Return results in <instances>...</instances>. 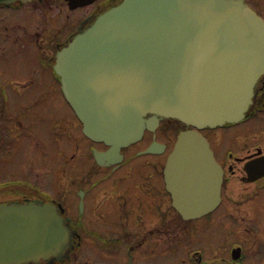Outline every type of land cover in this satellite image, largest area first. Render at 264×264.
I'll return each instance as SVG.
<instances>
[{
  "label": "flooded vegetation",
  "instance_id": "1",
  "mask_svg": "<svg viewBox=\"0 0 264 264\" xmlns=\"http://www.w3.org/2000/svg\"><path fill=\"white\" fill-rule=\"evenodd\" d=\"M77 1L0 0V206L51 204L70 236L62 257L0 264H264V74L243 119L200 131L221 172L219 201L183 216L164 167L192 127L148 115L140 141L99 163L109 147L83 134L65 100L58 52L122 0ZM46 103L59 106L50 118Z\"/></svg>",
  "mask_w": 264,
  "mask_h": 264
},
{
  "label": "water",
  "instance_id": "2",
  "mask_svg": "<svg viewBox=\"0 0 264 264\" xmlns=\"http://www.w3.org/2000/svg\"><path fill=\"white\" fill-rule=\"evenodd\" d=\"M55 71L83 133L110 147L99 163L140 140L149 114L196 129L179 134L164 175L176 209L198 216L222 182L198 130L247 111L264 74V21L243 0H122L58 52ZM69 243L54 206H0V263L62 257Z\"/></svg>",
  "mask_w": 264,
  "mask_h": 264
},
{
  "label": "rangeland",
  "instance_id": "3",
  "mask_svg": "<svg viewBox=\"0 0 264 264\" xmlns=\"http://www.w3.org/2000/svg\"><path fill=\"white\" fill-rule=\"evenodd\" d=\"M246 4L256 13L258 14L261 18H264V0H255L254 2H251L250 0H245ZM59 106H56V103H46L43 108L40 109L41 116L50 118L52 115V112L54 110L58 109ZM241 127H236V128H231L227 130H222L223 134V139L222 142L223 144L228 143L230 140V136L235 133H237ZM31 153L32 155H38L39 153L37 150L34 149V147L31 148ZM145 158H148L149 156H144ZM142 158H138L137 163L141 164L142 163ZM75 200L69 199V203L74 202ZM67 202V203H68ZM185 256H183V248L180 249V255L179 258L182 259ZM163 259V258H161ZM179 260V259H178Z\"/></svg>",
  "mask_w": 264,
  "mask_h": 264
}]
</instances>
